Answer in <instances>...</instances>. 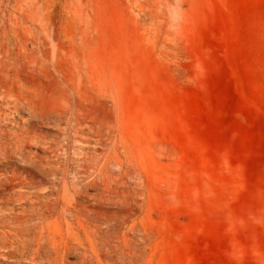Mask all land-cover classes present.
Segmentation results:
<instances>
[{
  "label": "rangeland",
  "instance_id": "374dc122",
  "mask_svg": "<svg viewBox=\"0 0 264 264\" xmlns=\"http://www.w3.org/2000/svg\"><path fill=\"white\" fill-rule=\"evenodd\" d=\"M0 16L28 39L43 20L62 25L63 75L30 66L40 111L60 119H33L32 151L60 157L66 198L102 184L81 216L146 229L139 262L115 264H264V0H0Z\"/></svg>",
  "mask_w": 264,
  "mask_h": 264
},
{
  "label": "bare ground",
  "instance_id": "6f19581e",
  "mask_svg": "<svg viewBox=\"0 0 264 264\" xmlns=\"http://www.w3.org/2000/svg\"><path fill=\"white\" fill-rule=\"evenodd\" d=\"M47 16L56 18L57 13L48 12ZM2 20L5 18L3 17ZM38 28L37 36L28 39L12 27L9 29L4 25L0 27V264H102V258L106 259V264H115L113 257L118 261L128 260L138 263L144 246L148 244L149 235L144 227L134 222L135 216H105L104 218L81 216V211L86 207L78 205L80 200L85 203H100L103 200L99 196L102 184L97 183L96 179L87 180L82 177L83 182L73 186L74 194L66 198V193L64 195L62 193L67 190L64 185V176L67 171L60 166V157L57 155L52 161L50 156H45V160L32 151L33 146L42 143L40 140L42 136L32 125L33 119L48 122H59L60 119L58 118L57 121L53 112L46 114L40 111L39 105L33 98L30 66L35 59H39L45 65L60 67L57 70V73H60L62 70L60 65L66 55L64 50L57 52L59 46L56 43L61 38L63 30L60 22L46 19L41 21ZM77 31L76 27L72 28L70 42L72 50L68 56L72 59H76L75 49L79 47ZM79 36H81L80 33ZM80 55L83 56L81 53ZM19 59H22L21 63ZM18 66L23 71L15 70L19 68ZM65 86L69 87L66 83ZM67 90L70 91V87ZM71 109L75 110L73 107ZM25 112L29 116L27 119L22 117ZM73 121L76 125L81 122L83 124V121L80 122L79 119ZM70 125H73L72 122ZM66 126L69 127V125ZM76 138H78L77 135ZM51 148L52 146H47V149H43L45 150L43 153L46 155ZM39 159L42 164L37 167L32 168L31 165L26 164L30 160ZM18 161L21 165L14 166V163ZM95 175L96 172L91 173V176ZM46 178H51L53 181L45 180ZM94 190L98 193L97 195L90 194V191ZM73 255H77V263L69 262V258Z\"/></svg>",
  "mask_w": 264,
  "mask_h": 264
}]
</instances>
